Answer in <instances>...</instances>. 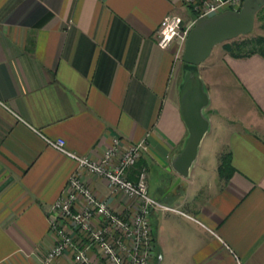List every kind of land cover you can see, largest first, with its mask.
Segmentation results:
<instances>
[{"label":"crops","instance_id":"obj_1","mask_svg":"<svg viewBox=\"0 0 264 264\" xmlns=\"http://www.w3.org/2000/svg\"><path fill=\"white\" fill-rule=\"evenodd\" d=\"M188 12L181 0H0V264H39L53 245L50 208L78 170L67 153L100 162L114 140L144 144L128 180L144 169L148 196L168 208L149 216L153 264H264V57L221 55L208 85L176 44L157 45L163 18ZM194 76L209 130L185 179L170 165ZM58 140L63 152L49 144ZM224 155L232 170L219 175ZM82 176L122 220L135 216L133 199Z\"/></svg>","mask_w":264,"mask_h":264},{"label":"built area","instance_id":"obj_2","mask_svg":"<svg viewBox=\"0 0 264 264\" xmlns=\"http://www.w3.org/2000/svg\"><path fill=\"white\" fill-rule=\"evenodd\" d=\"M242 2L181 0L191 17L183 18L175 14L164 17L158 28V47L163 40L162 32L167 29L173 38L166 49L176 44L179 52L183 51L187 35L197 20L209 19L225 11L236 12ZM49 144L64 151L61 140ZM144 150L143 143L122 149L121 142L114 140L100 162L67 153L77 162L78 170L70 176L66 189L50 208L48 223L53 245L39 264H55L68 250L73 251L72 264H96L88 257L92 250L98 253L104 264H153L154 240L149 216L152 211H166L168 208L148 196L144 169L140 170L135 183L128 180L126 172L138 163ZM82 171L104 179L111 194L133 199L137 206L135 216L122 220L110 214L105 202L90 194ZM76 237L82 241L80 248L74 242Z\"/></svg>","mask_w":264,"mask_h":264},{"label":"water","instance_id":"obj_3","mask_svg":"<svg viewBox=\"0 0 264 264\" xmlns=\"http://www.w3.org/2000/svg\"><path fill=\"white\" fill-rule=\"evenodd\" d=\"M263 7L264 0H243L236 12L225 11L209 19L197 20L187 35L181 62L189 67H198L210 57L216 46L249 35L254 29L256 15ZM208 104L203 83L194 76L181 98V114L187 128L186 142L170 165L181 178H188L202 139L209 130L205 114Z\"/></svg>","mask_w":264,"mask_h":264},{"label":"trees","instance_id":"obj_4","mask_svg":"<svg viewBox=\"0 0 264 264\" xmlns=\"http://www.w3.org/2000/svg\"><path fill=\"white\" fill-rule=\"evenodd\" d=\"M256 21L260 23V28L264 30V10L263 8L257 13ZM222 49L231 57L236 59L248 58L253 55L264 57V37L256 36L239 37L234 41L222 45ZM183 64V63H182ZM185 67H189L183 64ZM195 69L196 67H190ZM218 174L221 175L225 170H232L229 156L224 155L219 159Z\"/></svg>","mask_w":264,"mask_h":264},{"label":"rangeland","instance_id":"obj_5","mask_svg":"<svg viewBox=\"0 0 264 264\" xmlns=\"http://www.w3.org/2000/svg\"><path fill=\"white\" fill-rule=\"evenodd\" d=\"M263 10H264V7H263ZM188 17L190 18L191 17V14H190V12H188ZM247 36H249V37H256V36H262V37H264V30L263 29H261L260 28V23L259 22H257V21H255V25H254V29H253V31L249 34V35H247ZM223 45V44H222ZM222 45H218V46H216L214 49H213V51H212V53H211V55H210V57L206 60V61H204L201 65H200V72H201V75H202V79L209 85H211V76H213V74L215 75V76H217V71H218V68L215 66V67H213V68H210L211 67V65L212 64H217V63H219V61H220V57H221V55L222 56H224V55H229L227 52H225L223 49H222ZM217 69V70H216ZM218 75H220V74H218ZM211 87V86H210ZM211 92H212V87H211ZM214 127L216 126L215 125V122H214V125H213ZM212 160H213V157H212V155H209L208 156V159H205V161H206V163L208 162V164H210V165H213V163H212ZM207 165V164H206ZM199 167H200V164H199V166L196 168V171L198 170V171H200V169H199ZM209 167V166H208ZM203 178V177H202ZM102 179V178H101ZM104 180V179H103ZM105 181V180H104ZM86 183V182H85ZM105 183H106V181H105ZM86 185H87V183H86ZM106 186H107V183H106ZM87 187H88V189H89V192H90V194H92V196L95 198V199H97V200H100V198H98L97 196H95L93 193H92V191L90 190V188H89V186L87 185ZM107 188H108V186H107ZM108 190H109V188H108ZM109 192H110V190H109ZM113 195V194H112ZM113 196H119L120 197V195L118 194V195H113ZM124 197V196H123ZM101 200H103V199H101ZM104 202H105V204H106V208H107V210L109 211V213L110 214H112V215H114V216H118L119 218H120V216H119V214H117V213H115L114 211H112L111 209H110V207L108 206V203L106 202V200H103ZM160 211H165V210H160ZM152 225H153V223H152ZM152 231V230H151ZM152 236H153V234H152ZM154 240V239H153ZM154 254H155V252H154ZM154 258H155V255H154ZM155 260V259H154ZM154 260H153V262H154Z\"/></svg>","mask_w":264,"mask_h":264},{"label":"clouds","instance_id":"obj_6","mask_svg":"<svg viewBox=\"0 0 264 264\" xmlns=\"http://www.w3.org/2000/svg\"><path fill=\"white\" fill-rule=\"evenodd\" d=\"M163 40L159 44L161 49H166L168 45L171 43L173 36L169 34L167 29H164L162 32Z\"/></svg>","mask_w":264,"mask_h":264}]
</instances>
